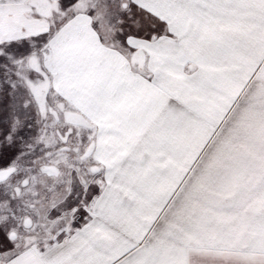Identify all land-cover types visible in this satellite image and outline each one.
Returning <instances> with one entry per match:
<instances>
[{
  "label": "snow or ice",
  "instance_id": "obj_1",
  "mask_svg": "<svg viewBox=\"0 0 264 264\" xmlns=\"http://www.w3.org/2000/svg\"><path fill=\"white\" fill-rule=\"evenodd\" d=\"M0 264H264V0H0Z\"/></svg>",
  "mask_w": 264,
  "mask_h": 264
}]
</instances>
